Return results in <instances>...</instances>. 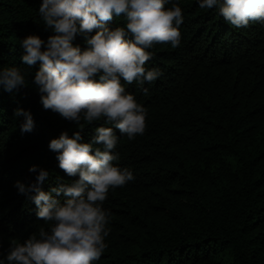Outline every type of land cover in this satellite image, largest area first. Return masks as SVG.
I'll list each match as a JSON object with an SVG mask.
<instances>
[{"label": "trees", "instance_id": "trees-1", "mask_svg": "<svg viewBox=\"0 0 264 264\" xmlns=\"http://www.w3.org/2000/svg\"><path fill=\"white\" fill-rule=\"evenodd\" d=\"M176 2L183 13L180 45L147 49L152 58L145 67L157 69L159 78L143 86L122 81L146 109V129L132 140L116 132L114 164L128 168L134 179L111 189L103 203L110 233L95 264H264V23L236 28L216 7ZM41 4L0 0V70L19 67L26 81L11 92L0 85V260L5 264L11 240L24 242L49 227L37 217L35 193L20 194L17 181L36 183L43 169L48 177L39 186L50 192L78 179L60 169L49 143L79 129L43 108L34 84L40 62L28 66L21 59L27 36L46 42L53 34L39 14ZM124 24L123 16L114 15L106 26ZM73 45L87 47L79 35ZM17 109L31 113V132L20 130L24 117ZM99 126L113 127L103 119L84 124L81 142H90ZM33 166L36 172L30 171Z\"/></svg>", "mask_w": 264, "mask_h": 264}, {"label": "clouds", "instance_id": "clouds-1", "mask_svg": "<svg viewBox=\"0 0 264 264\" xmlns=\"http://www.w3.org/2000/svg\"><path fill=\"white\" fill-rule=\"evenodd\" d=\"M168 4L171 7H166ZM198 6L218 8L236 28L264 23V0H198ZM39 14L53 34L46 42L37 35L27 36L22 41L25 54L21 59L28 66L40 62L34 84L43 108L75 122L79 129L72 137L62 132L49 143L50 150L58 153L60 169L78 179L50 192L39 186L48 177L43 169L36 183L17 181L20 194L35 193L31 199L37 206V217L49 227H40L24 242L11 240L6 261L95 264L108 247L105 239L110 233V213L103 203L111 189L134 179L132 171L114 164L119 160L113 151L118 143L116 132L132 140L146 129V109L126 92L124 83L143 86L159 78L157 69L145 67L152 58L147 49L165 43L178 47L183 13L176 0H42ZM114 15L125 18L124 26H106ZM77 35L87 45L83 50L73 45ZM0 85L11 92L26 85L25 76L19 67H5L0 70ZM142 90L147 94V88ZM16 115L24 117L20 130L31 132V113L17 109ZM102 119L113 127H96L92 140L81 142L84 124ZM30 171L37 169L33 166ZM60 196L63 202L56 198ZM0 264L5 261L0 260Z\"/></svg>", "mask_w": 264, "mask_h": 264}]
</instances>
